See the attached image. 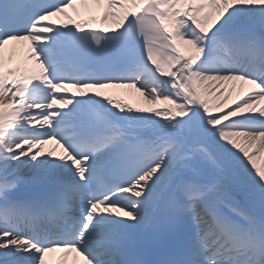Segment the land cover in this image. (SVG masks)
Returning a JSON list of instances; mask_svg holds the SVG:
<instances>
[{"label":"snow or ice","instance_id":"1","mask_svg":"<svg viewBox=\"0 0 264 264\" xmlns=\"http://www.w3.org/2000/svg\"><path fill=\"white\" fill-rule=\"evenodd\" d=\"M51 254L264 264V0H0V264Z\"/></svg>","mask_w":264,"mask_h":264},{"label":"bare ground","instance_id":"2","mask_svg":"<svg viewBox=\"0 0 264 264\" xmlns=\"http://www.w3.org/2000/svg\"><path fill=\"white\" fill-rule=\"evenodd\" d=\"M104 91H106L108 93L117 94L121 99H124L125 101L129 100V103H132L134 106H136L137 104L143 105L142 98L139 97V94L136 93L134 89H105ZM46 150H47V148H46ZM54 256H55V254L50 255L49 258H50L51 262H52Z\"/></svg>","mask_w":264,"mask_h":264}]
</instances>
